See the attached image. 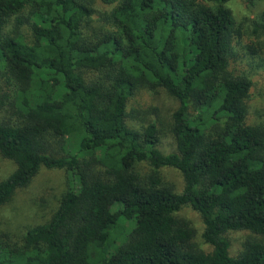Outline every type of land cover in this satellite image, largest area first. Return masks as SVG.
<instances>
[{
  "label": "trees",
  "instance_id": "16d2710c",
  "mask_svg": "<svg viewBox=\"0 0 264 264\" xmlns=\"http://www.w3.org/2000/svg\"><path fill=\"white\" fill-rule=\"evenodd\" d=\"M229 1L120 0L110 29L86 38L93 0H0L1 100L16 117L0 121V153L17 166L0 183V206L42 168L70 174L58 210L23 248L0 242V264H264V125H246L252 82L229 71L238 33ZM255 30L264 35V13ZM140 88L178 100L176 152L159 150L156 123L128 124ZM51 136L65 156L51 154ZM163 168L183 175L182 193ZM186 206L211 252L178 217ZM239 231L257 237L234 257L227 234Z\"/></svg>",
  "mask_w": 264,
  "mask_h": 264
},
{
  "label": "rangeland",
  "instance_id": "374dc122",
  "mask_svg": "<svg viewBox=\"0 0 264 264\" xmlns=\"http://www.w3.org/2000/svg\"><path fill=\"white\" fill-rule=\"evenodd\" d=\"M119 2L120 0H116V3L109 5L103 0H93L92 17L84 26L86 38H92L110 29L105 18ZM225 7L232 13L238 31L233 41L229 71L233 76H243L252 82L246 99V125H264V35L255 30L264 13V0H230ZM13 24L14 21L8 31ZM84 74L91 79L99 78L98 73L93 70H84ZM5 92L6 78H1L0 121L8 123L15 121L16 117L10 102L1 100V96L6 95ZM178 107V100L163 89L153 91L140 88L128 103V124L137 131H143L149 123H156L160 136L159 150L164 154L174 153L177 151V144L171 128L172 117ZM191 112L194 110L191 109ZM49 144L52 155H66L60 138L49 137ZM67 149L69 150V147ZM16 169V164L0 153V183L7 180ZM99 170L100 168L96 169ZM135 172L145 178L151 172V167L147 162H142L136 165ZM161 172L168 186L176 193L183 192L185 181L178 170L163 168ZM69 180L70 174L67 170L42 168L26 187L17 189L9 201L0 206V242L23 248L27 232L47 224L58 210L63 196L69 189ZM177 215L191 223L196 232L194 243L203 251L211 252V246L203 239L204 225L201 215L190 206L184 207ZM254 236L257 237L249 231L227 234L231 243V255L239 256L244 250L245 242Z\"/></svg>",
  "mask_w": 264,
  "mask_h": 264
}]
</instances>
